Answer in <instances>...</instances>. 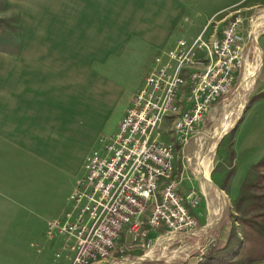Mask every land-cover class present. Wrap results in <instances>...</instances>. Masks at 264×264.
Wrapping results in <instances>:
<instances>
[{
  "label": "crops",
  "instance_id": "1",
  "mask_svg": "<svg viewBox=\"0 0 264 264\" xmlns=\"http://www.w3.org/2000/svg\"><path fill=\"white\" fill-rule=\"evenodd\" d=\"M4 1L1 17L13 16L18 27L12 49L0 47V264H44L48 222L69 212L87 157L116 133L156 53L192 40L213 17L223 27L233 12L262 10L264 0ZM248 108L234 141V201L264 157V138L240 137L248 121L264 123V98ZM164 126L161 141L170 143ZM190 166L184 159L181 191L202 194L200 230L218 232L213 246L225 242L231 226L222 215L214 229L212 184L200 183ZM234 226L242 240L236 219Z\"/></svg>",
  "mask_w": 264,
  "mask_h": 264
},
{
  "label": "built area",
  "instance_id": "2",
  "mask_svg": "<svg viewBox=\"0 0 264 264\" xmlns=\"http://www.w3.org/2000/svg\"><path fill=\"white\" fill-rule=\"evenodd\" d=\"M215 19L192 40L178 39L155 56L116 133L87 157L69 212L48 227L50 236L66 237L70 264L109 259L127 229L148 227L172 240L198 230L200 196L194 189L181 191L175 146L161 136L170 120L176 142L188 145L250 65L246 18L231 13L221 33Z\"/></svg>",
  "mask_w": 264,
  "mask_h": 264
},
{
  "label": "rangeland",
  "instance_id": "3",
  "mask_svg": "<svg viewBox=\"0 0 264 264\" xmlns=\"http://www.w3.org/2000/svg\"><path fill=\"white\" fill-rule=\"evenodd\" d=\"M4 2V0H0V19L6 20L8 23H10L11 27H14L15 30H12L11 28L7 30V34H0V47L10 46V49H12L11 46H14V40L18 26L16 24V19L13 16L6 18L1 17V13L4 12ZM242 15L244 18H246L244 34L247 36L248 32L251 33L247 39L246 48V51L250 50L251 62L250 65H247L246 67L247 72L238 76L237 83L232 93L226 99L219 101L211 108L204 120V123L199 127L202 133H199V135L192 138L188 145H182L176 142L175 136L173 135V132H171V121L167 120L164 122V124H168L167 132L171 135L170 143L175 146V166L177 161V171H175V175L178 178L181 176L182 163L185 159L191 164L190 172L194 173L195 177L199 179L200 183L206 182L208 185L212 184L213 188H210L207 196H211V198L214 199V210H217L218 212L217 217H214L215 220H218V223L214 229H218L220 227L219 225L222 223V215H224L225 221L229 210L232 212V216L229 218L232 223H234L235 219L239 216L234 211V208H231L234 203V198L232 197L231 192L228 193V189L230 188L231 183H233L232 181H234L237 171L234 164L236 156L232 161L230 154L232 151H234V141L236 139L237 131L240 129L241 122L244 120L249 109L247 107L249 100L257 93L264 92V19L259 20V18L264 15V9L250 14L243 13ZM226 18L227 16L224 17V20ZM222 25L223 27H218V33L219 31L221 33V30L219 29L224 28L225 22H223ZM168 46L169 44L167 47ZM164 49L165 48L162 47L156 53V55ZM258 65L260 67L258 68L259 70L257 71L255 77L251 79L248 82L246 88H244L241 84L245 80L248 69H254ZM146 77L144 78V81ZM144 81L142 85L144 84ZM186 95L187 93L183 97V100L186 99ZM239 110L240 116L236 117ZM227 120L233 124L218 138V134L222 132L221 128ZM164 127L165 126L163 125V131ZM255 127L256 123L254 121H248L242 128V135L240 137L243 139L245 137L248 140L256 139L253 141V143H258L264 138V123L256 128ZM212 146H214V149L210 152ZM99 148H101V143L95 150H98ZM176 155L178 157L177 160ZM201 161H205L206 164L210 165V174L208 179H206L200 171L201 168L200 170L198 168V164H200ZM232 168L234 170H232ZM230 171H235V173L226 184L224 179ZM214 186H216L220 191L218 192ZM218 193L223 195L225 200L224 205L221 198L218 197ZM200 204L201 208H205V210H207L206 203L203 201V198L202 203L200 201ZM206 213L208 212L206 211ZM65 216L63 218L57 219H64ZM232 217L234 218L232 219ZM54 220L56 219L50 220L48 222L45 238V244L47 245V248L51 250V254L47 255V257H44L43 255L41 256V259L44 258V264H70L73 257L71 252L73 251L67 252L69 250H65V248V251L63 250V246H65L66 243V237L62 233H58L54 236H50L49 234L48 227ZM204 225H202V227ZM200 226L201 224H199L198 220L199 230L197 233L186 238H181L180 240H172L173 238H171L170 241H167L170 239L167 238V234L151 230L148 227H143L138 231L127 229L123 234L122 240L113 251L111 257L105 261L96 262L94 264H153L157 262H161L163 264L195 263L197 257H199L207 247L210 248L213 246V239H211V237L218 233L216 230L204 232L202 229L200 230V228H202ZM61 239H64L62 244ZM205 253L206 252H204V254ZM146 255H149V257H145Z\"/></svg>",
  "mask_w": 264,
  "mask_h": 264
},
{
  "label": "trees",
  "instance_id": "4",
  "mask_svg": "<svg viewBox=\"0 0 264 264\" xmlns=\"http://www.w3.org/2000/svg\"><path fill=\"white\" fill-rule=\"evenodd\" d=\"M11 28L15 30L6 20L0 19V34H7V30ZM263 98L264 92L254 95L247 107ZM234 157L235 154L232 151L230 154L232 161ZM234 173L235 171H230L226 175L224 179L226 184ZM233 208L239 215L236 220L240 224L242 240L236 233L234 223L229 219L232 216L229 210L224 221L231 226L227 240L210 247L198 264H250L264 261V157L249 172L233 203ZM238 248H240L239 251H237Z\"/></svg>",
  "mask_w": 264,
  "mask_h": 264
},
{
  "label": "bare ground",
  "instance_id": "5",
  "mask_svg": "<svg viewBox=\"0 0 264 264\" xmlns=\"http://www.w3.org/2000/svg\"><path fill=\"white\" fill-rule=\"evenodd\" d=\"M260 19H264V15L262 16V17H260L259 18V20ZM255 22V21H254ZM259 25V24H258ZM255 26V25H254ZM254 28V27H253ZM260 66L258 65L257 67H255L254 69H248V73L246 74V77H245V80L242 82V86L244 87V88H246V86L248 85V82L251 80V79H253L254 77H255V75H256V73H257V71L259 70L258 68H259ZM247 72V71H246ZM253 84V83H252ZM252 87V86H251ZM249 90V89H248ZM249 92V91H248ZM247 92V93H248ZM246 93V94H247ZM245 94V95H246ZM249 95V94H248ZM238 99V98H237ZM246 101V100H245ZM241 103V102H240ZM245 106V105H244ZM240 116V110H239V112H238V114H237V116L236 117H239ZM225 122V121H224ZM233 123L231 122L230 123V121H226L224 124H223V126H222V132H220L219 134H218V138L222 135V133L225 131V130H227L231 125H232ZM218 133V132H217ZM216 136V135H215ZM214 149V146H212L211 147V149H210V152L212 151ZM211 154V153H210ZM210 156V155H209ZM201 158V157H200ZM207 158V157H206ZM211 159V158H210ZM212 164V163H211ZM213 165V164H212ZM199 166H200V168H201V170L200 171H202V173H203V175L205 176V178L206 179H208V177H209V172H210V165H208V164H206L205 163V161H201L200 162V164H199ZM218 191V190H217ZM216 191V192H217ZM219 195H221V194H219ZM220 197V196H219ZM215 214V213H214ZM208 225V224H207ZM216 226V225H215ZM205 229V228H204ZM199 230V229H198ZM198 230L196 231V233L198 232ZM171 240V238L170 239H168L167 241H170ZM145 257H149V255H146ZM139 261V260H138Z\"/></svg>",
  "mask_w": 264,
  "mask_h": 264
}]
</instances>
